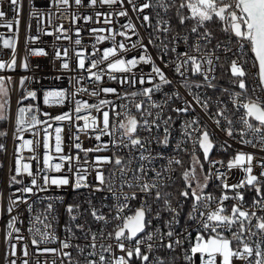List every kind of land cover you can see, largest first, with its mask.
Segmentation results:
<instances>
[{
  "label": "snow or ice",
  "instance_id": "6c2138e0",
  "mask_svg": "<svg viewBox=\"0 0 264 264\" xmlns=\"http://www.w3.org/2000/svg\"><path fill=\"white\" fill-rule=\"evenodd\" d=\"M49 3L75 9L72 29L49 31L41 9L28 4L38 32L69 42L52 55L60 61L55 79L68 87L43 93V105L67 108L56 115L28 86L39 83L40 67L29 58L49 56L29 47L40 39L30 22L19 68L33 74L14 81L25 0H0V28L10 33L0 34V124L14 143L6 202L0 191L8 264H30L26 240L33 264H48L45 255L55 257L51 264H264V0ZM8 136L0 128V139ZM234 171L241 175L229 183ZM69 187L78 200L65 204ZM21 205L29 214L23 231ZM58 205L67 214L63 236Z\"/></svg>",
  "mask_w": 264,
  "mask_h": 264
},
{
  "label": "built area",
  "instance_id": "2783aa9c",
  "mask_svg": "<svg viewBox=\"0 0 264 264\" xmlns=\"http://www.w3.org/2000/svg\"><path fill=\"white\" fill-rule=\"evenodd\" d=\"M33 3L36 8H40L41 11L44 13V25L43 26L47 27L49 31H53L56 27H58L61 24L64 26L65 29L73 28V24L71 20V11H74L75 9H71L67 13H64V12H59L56 7H53L49 3V0H33ZM85 3H87V0H85ZM28 4H29V0H25V7H24V12L21 17V25H20V31H19V47L17 50L18 67H17V72L12 75L14 76V81H15V78L20 75H32L33 74L31 72L25 73L19 68V57L24 55V42H25V34H26L25 25L27 22H30L32 24L31 34L34 36L39 35L40 39L36 43L29 45V47L44 48L46 51L49 52V56L39 57V58L37 57L29 58L30 64L32 66L39 64L40 67L34 68V73H35L36 78L39 80V83H32L31 85H28V86L32 89L39 90L38 91V102L42 110L51 112L53 115H56L62 111L67 110V108H60V107L50 108V107L43 105V93L44 91L49 90V89L68 87V83L66 79H62L59 81L55 79L57 75L61 74L60 72H58L60 61L59 60L53 61L52 55L54 52V48L56 46H68L69 42L66 40L56 41L55 36H47V35H43L42 33L38 32L37 25L39 21H37L36 19H31L29 21ZM5 10L6 11L8 10L7 6ZM101 10H106V9H101ZM79 11L81 13H84L85 9L81 8ZM88 11L90 12L91 10L88 9ZM49 14H53L51 16V26L50 27L48 26ZM10 17H11V12H9V18ZM82 24H83V21L80 20V21H77L75 26L79 27ZM99 26L101 25H84V28L87 29L88 27H99ZM0 34L5 35L6 38L10 35V33L8 32L6 28H0ZM68 35H72L73 39H75V36L73 35L72 31H69ZM81 35L84 37V44L85 45L89 44L90 40L88 38V32L85 30L81 33ZM222 37H223V33H222ZM101 47H107V44L102 45ZM8 51L9 50L4 51V54H3L4 59H8ZM133 54L135 53H130L129 55L131 56ZM70 55H71V52H70ZM221 63L224 65V67L223 69L218 70L217 75H222L224 78L221 80V83H225L227 80V76L224 75L227 72L226 59L222 58ZM166 91H171V86L168 89H166ZM181 91H183V89H181ZM20 94L21 93L19 91H14L12 93L11 104H12L13 113L15 112V108H16V100ZM25 103H30V101H25ZM0 128H3L9 132L8 137L0 139V143H4L6 147V151L0 152V163L4 165L3 168H0V191L4 193L5 202H6L7 197L11 191L7 186V178L9 176V169L14 167V155H13L14 143L11 137V127L8 124H0ZM68 134H69V129L66 127L65 133H64L66 143L68 140ZM25 137L28 139L32 138L30 133H26ZM219 137L221 140L225 139L223 134H219ZM81 139L83 140L85 147H91L94 143V141L89 140L84 136H81ZM246 150L252 151V149H246ZM24 155L27 157L30 155V153L25 152ZM214 155L216 159H221V158L226 159L227 158L224 153L216 154L215 150H214ZM33 169L35 170V162H33ZM256 171H259V169H256ZM240 175L241 174L239 173V171H234L232 173L231 179L229 180V183H235L237 179L240 177ZM25 180L27 182V178H25ZM64 191H66L67 193L65 195V201H64L65 204L74 203L78 200V197L76 196V194L72 192L71 187H69L68 189ZM52 192L56 193L57 190L53 188ZM33 199H36V198L34 197ZM42 207L43 205H38L37 210L41 209ZM26 208H27V205H21L19 207V211L22 213L21 219H25V224L21 226L22 231L26 229V227L28 226V221L26 218L28 217L29 214L27 213V211H25ZM15 214L16 213H13V215ZM57 216L59 217V223H58V226L56 227L57 235L63 236L64 234L63 228H64L65 222L67 221V214L64 212V207L62 205L57 206ZM7 219H8L7 215H5L3 219H0V264H8V261L4 258V253H5V249L7 245H6V242L4 241V232L2 231L3 226L5 222L7 221ZM24 235L27 236L28 233L24 231ZM77 235H79V233H77ZM25 243H29V252H30L29 260H30V264H33L34 257L31 254L35 252V249L30 245L29 241L26 240ZM44 246L45 245H41V247H44ZM47 247H58V245L50 244V245H47ZM40 259L42 262L44 260H47L48 264H51L52 259H55V257H52L50 255H45V256H41ZM17 264H20L19 260L17 261ZM57 264H60L59 259H57Z\"/></svg>",
  "mask_w": 264,
  "mask_h": 264
},
{
  "label": "trees",
  "instance_id": "16d2710c",
  "mask_svg": "<svg viewBox=\"0 0 264 264\" xmlns=\"http://www.w3.org/2000/svg\"><path fill=\"white\" fill-rule=\"evenodd\" d=\"M212 30L214 33L217 34L218 37H222V33L219 30V27L217 25H213Z\"/></svg>",
  "mask_w": 264,
  "mask_h": 264
}]
</instances>
